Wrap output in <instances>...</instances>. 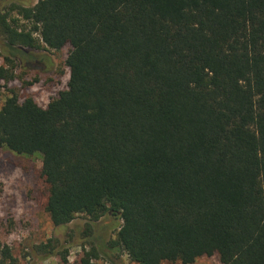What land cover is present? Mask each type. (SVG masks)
Here are the masks:
<instances>
[{"label": "trees", "instance_id": "1", "mask_svg": "<svg viewBox=\"0 0 264 264\" xmlns=\"http://www.w3.org/2000/svg\"><path fill=\"white\" fill-rule=\"evenodd\" d=\"M0 1L29 24L0 16L8 47H69L45 107H0V148L40 156L52 226L117 216L106 248L134 264H264V0ZM13 79L0 66V91Z\"/></svg>", "mask_w": 264, "mask_h": 264}, {"label": "rangeland", "instance_id": "2", "mask_svg": "<svg viewBox=\"0 0 264 264\" xmlns=\"http://www.w3.org/2000/svg\"><path fill=\"white\" fill-rule=\"evenodd\" d=\"M29 1L31 6L37 2ZM2 3L0 1V16H5L9 24L14 20L19 27H29L9 10L8 4L3 7ZM68 51L69 47L59 51L10 48L1 33L0 24V66L11 70L14 76L0 91V107L8 90H12L20 102L31 98L45 107L66 87ZM46 199L47 186L41 176L40 156H19L0 148V244L2 248H8L14 264H64L59 256L43 258L37 253L35 248L48 241L55 246L57 253L68 251L66 264H79L83 252L90 249L97 252L98 256L93 260L95 264H134L122 252L106 248L109 241L115 239L121 225L117 216L106 214L91 223L80 215L65 226L54 227L44 211ZM194 264L220 262L213 256L199 258Z\"/></svg>", "mask_w": 264, "mask_h": 264}]
</instances>
